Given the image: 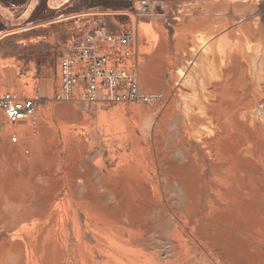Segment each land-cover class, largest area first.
<instances>
[{"label":"rangeland","instance_id":"rangeland-1","mask_svg":"<svg viewBox=\"0 0 264 264\" xmlns=\"http://www.w3.org/2000/svg\"><path fill=\"white\" fill-rule=\"evenodd\" d=\"M145 1L0 0V92L38 102L0 114V264H121L134 236L154 264H264V0ZM101 27L134 32L140 89L162 97L54 98L62 57Z\"/></svg>","mask_w":264,"mask_h":264},{"label":"built area","instance_id":"built-area-1","mask_svg":"<svg viewBox=\"0 0 264 264\" xmlns=\"http://www.w3.org/2000/svg\"><path fill=\"white\" fill-rule=\"evenodd\" d=\"M133 40L134 32L129 28L112 33L101 27L85 34L61 59L60 83L54 91V98L88 103H149L162 97L140 89L134 70ZM37 103V98H20L13 92H0V114L10 123L34 119ZM256 113L264 119V99L259 102ZM12 141L17 142L18 136L13 135Z\"/></svg>","mask_w":264,"mask_h":264},{"label":"bare ground","instance_id":"bare-ground-1","mask_svg":"<svg viewBox=\"0 0 264 264\" xmlns=\"http://www.w3.org/2000/svg\"><path fill=\"white\" fill-rule=\"evenodd\" d=\"M67 1V0H66ZM244 48V47H243ZM238 49V48H237ZM242 49V48H241ZM240 49V50H241ZM239 50V49H238ZM240 52V51H239ZM242 52V51H241ZM247 52V51H246ZM232 53V52H231ZM236 53V52H235ZM237 53H238V51H237ZM243 53H245V49L243 50ZM234 54V53H233ZM240 54V53H239ZM242 54V53H241ZM236 55V54H235ZM247 56H246V59L248 60V62H250L249 60H250V57H249V55H248V53L246 54ZM233 56V55H232ZM237 56V55H236ZM243 56H245V55H243ZM244 58V57H243ZM233 59H236V58H233ZM245 59V60H246ZM242 60V59H241ZM252 61H254V60H252ZM256 62V61H255ZM262 62V61H261ZM264 62V61H263ZM263 62H262V65H263ZM253 63V62H252ZM259 63V62H258ZM254 64V63H253ZM261 65V66H262ZM248 66H250V64H248ZM248 66H245L244 64H243V62H242V64H241V72H242V76H243V79H248L250 76H249V72H248V70H249V68L250 67H248ZM263 67V66H262ZM261 67V68H262ZM252 78H253V76H252ZM252 78L250 79V84H252ZM191 116V115H190ZM196 118H197V115L196 114H192V116L190 117V119L189 120H193V122H194V120H196ZM193 124V123H192ZM10 129H16V130H19V128L18 127H16V126H14V124L13 125H11L10 127H9ZM21 131V130H20ZM225 188H228V187H225ZM231 190V189H230ZM219 191V190H218ZM216 194H217V192H216ZM229 194H230V191L228 190V191H226V192H220V193H218L217 195V197L219 198V200H220V202H222V201H226V200H229ZM233 199H234V197H233ZM234 201V200H233ZM225 203V202H224ZM228 203V202H227ZM232 203V202H231ZM228 205V204H227ZM231 206H232V204H230ZM228 206V208L229 207H231V206ZM216 207V206H215ZM225 207H227V206H225ZM224 208V207H223ZM223 208H222V210H223ZM226 209V208H225ZM224 209V210H225ZM218 210H219V208H218ZM221 209H220V211H222ZM224 210H223V213H224ZM230 210V209H229ZM226 211V210H225ZM227 211H228V209H227ZM228 213V212H227ZM219 214V213H218ZM228 214H230V213H228ZM219 215H221V214H219ZM228 218H230V216H228ZM220 220H221V218H219ZM223 219V218H222ZM226 219V218H225ZM224 219V220H225ZM219 220V221H220ZM223 221V220H222ZM222 221H220L221 222V224H222ZM232 221V220H231ZM152 222V221H151ZM219 222V223H220ZM229 222V221H228ZM228 222H226V223H228ZM111 223V222H110ZM225 223V222H224ZM231 223V222H230ZM232 224V223H231ZM230 224V225H231ZM120 225V224H119ZM230 225H228V226H230ZM232 226V225H231ZM126 228V227H125ZM143 228V227H142ZM149 228V227H148ZM124 229V228H123ZM131 229V228H130ZM122 230V229H121ZM134 230V229H133ZM138 230H139V228H138ZM142 230V229H141ZM145 230V229H144ZM143 231V230H142ZM141 231V232H142ZM146 231V230H145ZM145 231H143V232H145ZM127 232V231H126ZM131 232H133V231H131ZM147 232V231H146ZM220 232H222L221 230H220ZM223 232H224V229H223ZM114 233H115V230H114ZM185 233V232H184ZM142 234H145V233H142ZM150 234V233H149ZM219 234V233H218ZM146 235V234H145ZM168 235V234H167ZM185 235H187V233L185 234ZM225 234H223V236H224ZM226 235H227V232H226ZM225 235V236H226ZM229 235V234H228ZM227 235V238L230 236H228ZM112 236V235H111ZM130 236V235H129ZM218 236H220L221 237V235H218ZM126 237H128V236H126ZM135 237V236H134ZM132 238V239H127V242H126V244H128V246L124 243H121L120 244V247H119V250L120 251H122V253L125 255L124 257H125V259L127 260V261H124L123 259L122 260H120L121 261V264H154V262H156V260H157V257L159 256H157L156 258H155V254L153 255V254H149L148 253V251L147 250H145V248H144V240H143V238H141V241L139 240V239H136V238ZM190 237V236H189ZM145 239H148L147 237H144ZM224 238V237H223ZM109 239H111V238H109ZM225 239V238H224ZM229 239V238H228ZM112 240V239H111ZM184 241H185V239H184ZM220 241H221V239H220ZM219 241V242H220ZM226 241V240H225ZM146 242V241H145ZM177 242V241H176ZM180 242V241H179ZM224 242V240L221 242V243H223ZM226 242H228V240L226 241ZM229 242H230V240H229ZM184 243V242H183ZM218 243V242H217ZM142 244V245H141ZM147 244H149V243H147ZM147 244H145V245H147ZM228 244V243H227ZM171 245V244H170ZM189 245V244H188ZM219 245V244H218ZM222 245H225V243L224 244H222ZM185 246V245H184ZM227 246V245H226ZM182 247V246H181ZM219 247V246H218ZM222 247V246H221ZM220 247V248H221ZM150 248V247H149ZM219 248V249H220ZM225 247H223V249H224ZM227 249L229 248V246H227L226 247ZM147 249V248H146ZM181 249V248H180ZM218 249V248H217ZM222 249V248H221ZM226 249V251H228ZM187 250H189V246L187 247ZM124 251H126L127 253H129V254H131L132 255V257H130V256H128L127 255V253H125ZM136 251H138V253H139V255H136ZM192 251H193V249H192ZM191 250H190V252H192ZM209 251V250H208ZM214 251H216V250H214ZM213 251V252H214ZM153 252V251H152ZM158 252V251H157ZM178 252V251H177ZM218 252V251H217ZM216 252V254H212V257H211V255H210V257L212 258V259H210V260H208L207 261V263H205V264H229L230 262H228V260L227 259H225V258H222L221 257V255L219 254V252L217 253ZM174 253V252H173ZM180 253V252H179ZM209 254L211 253V252H208ZM222 253V252H221ZM176 254H178V253H176ZM205 254V253H204ZM226 254H227V252H226ZM173 255V254H172ZM122 256V255H121ZM121 256H119L118 255V257L116 258V259H119V258H121ZM161 256V255H160ZM175 256V255H174ZM191 256V255H190ZM200 256H201V254H200ZM209 256V255H208ZM223 256V255H222ZM225 256V255H224ZM223 256V257H224ZM113 257H114V255H113ZM163 257V256H162ZM161 257V258H162ZM173 257V256H172ZM204 257V256H203ZM166 258V257H165ZM169 258V257H168ZM206 258V257H205ZM227 258H229L228 256H227ZM167 259V258H166ZM177 259H180V256H177ZM200 259V258H199ZM162 260V259H161ZM191 261H192V257H191V259H190ZM189 260V261H190ZM194 260V259H193ZM196 260V259H195ZM195 260H194V262H195ZM204 260H207V259H204ZM120 261H118V262H120ZM168 261V260H167ZM173 261V260H172ZM188 261V262H189ZM203 261V260H202ZM230 261V260H229ZM158 262H159V258H158ZM169 262H170V259H169ZM168 262V263H169ZM205 262V261H204ZM203 262V263H204ZM177 263V262H176ZM119 264V263H118ZM170 264V263H169ZM185 264H186V262H185ZM189 264V263H188ZM192 264V263H191ZM194 264V263H193ZM196 264V263H195ZM198 264H199V261H198ZM200 264H202V263H200Z\"/></svg>","mask_w":264,"mask_h":264}]
</instances>
